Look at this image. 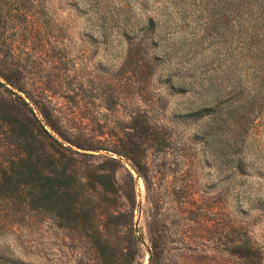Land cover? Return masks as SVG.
<instances>
[{
    "label": "rangeland",
    "instance_id": "1",
    "mask_svg": "<svg viewBox=\"0 0 264 264\" xmlns=\"http://www.w3.org/2000/svg\"><path fill=\"white\" fill-rule=\"evenodd\" d=\"M174 2L166 40L184 62L181 92L173 64L154 55L157 35L136 37L169 0H0V169L32 135L71 158L94 209L63 226L0 200V242L24 264H264V103L236 146L228 130L216 146L191 90L215 76L224 87L230 15L215 0ZM98 173L114 191L94 183Z\"/></svg>",
    "mask_w": 264,
    "mask_h": 264
},
{
    "label": "trees",
    "instance_id": "2",
    "mask_svg": "<svg viewBox=\"0 0 264 264\" xmlns=\"http://www.w3.org/2000/svg\"><path fill=\"white\" fill-rule=\"evenodd\" d=\"M163 7L165 8L163 12L146 17L138 26L136 37L141 42L146 40L145 36L154 40L157 35L161 53L157 52L158 54L154 55L158 58L163 57L168 66L170 63L173 64L169 76L170 84L181 92L185 84V78L181 75L184 62L180 57L172 61L176 46L174 42L166 40L172 27V20L175 19L177 2L169 0V6ZM214 11L221 16L230 15L228 21L230 36L227 46L223 49L228 58L225 64L227 70L221 77L226 79V82L223 87L221 79L216 81V76L209 77L207 84H201V78L200 81L192 78L188 82L196 81L197 84L193 86L194 90H191L193 97L190 105L193 107V114L207 115L204 125L217 136L216 146L222 141L219 135L228 130L226 145L234 147L245 130L247 120L249 121L256 113V105L264 103V0H215ZM8 14L15 18L16 14L11 10ZM133 29L130 25L124 24L121 33L126 34ZM204 30L208 32L206 26ZM234 39L239 44L236 51L232 45ZM246 71L248 76L242 78L241 73ZM227 118L233 120L231 126L226 124ZM48 136L57 143L55 138L49 134ZM18 141L23 156L8 160L0 169V200L18 210L43 212L51 219H59L63 226L74 224L77 217L87 219L93 214L94 209L85 203V198L90 192L85 189L83 176L70 165L69 156L56 150L52 153L44 151L42 143L29 134H23ZM34 142L37 145H34ZM94 183L104 192L114 191L109 174H96ZM85 221L87 220L76 223L86 224L93 233H96L95 238L99 239L103 234L102 230L97 226L92 228V225ZM1 243L3 242H0V264H24L19 257L14 258ZM101 251L104 252L103 248ZM241 255L247 259L255 257V249L244 246Z\"/></svg>",
    "mask_w": 264,
    "mask_h": 264
}]
</instances>
